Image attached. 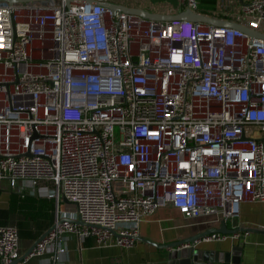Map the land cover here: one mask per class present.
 <instances>
[{
    "label": "built area",
    "instance_id": "2783aa9c",
    "mask_svg": "<svg viewBox=\"0 0 264 264\" xmlns=\"http://www.w3.org/2000/svg\"><path fill=\"white\" fill-rule=\"evenodd\" d=\"M202 1L173 13L202 6L263 38L104 5L122 0H0V182L54 204L25 258L57 261L71 234L131 247L165 205L226 220L264 203V0ZM18 248L0 224V264Z\"/></svg>",
    "mask_w": 264,
    "mask_h": 264
},
{
    "label": "crops",
    "instance_id": "0c3cea01",
    "mask_svg": "<svg viewBox=\"0 0 264 264\" xmlns=\"http://www.w3.org/2000/svg\"><path fill=\"white\" fill-rule=\"evenodd\" d=\"M156 4L162 6V11L154 10L156 5H152V10L131 3L125 5L143 8L150 12L173 13L175 4L165 2ZM200 9L204 7L201 6ZM11 195L9 192L0 194V224L10 223L19 228L18 256H20L32 244L35 235L38 234V237L46 229L43 226L50 224L54 204L50 199L24 194L28 195L27 206L34 208L33 214L19 215L15 212L18 209L15 208V211L12 209L14 199ZM48 204L51 206V211L48 206L45 208L46 211L43 210ZM39 207L42 210L40 213ZM220 220L217 216L186 218L174 208L165 205L158 207L153 214L141 221L138 236L157 244H164L209 227H216ZM224 222L228 228H245L247 231H239L223 238L200 240L195 243V247L201 250L226 252L239 244L238 253L231 256L233 262L217 264H263L264 203L240 202L237 213ZM167 259L166 249L154 247L143 240H136L131 247L127 248L114 245L98 247L91 238L85 239L78 245L76 236L71 234L66 243V253L60 255L57 261H51L49 255H43L24 258L16 264H167Z\"/></svg>",
    "mask_w": 264,
    "mask_h": 264
},
{
    "label": "water",
    "instance_id": "95a60500",
    "mask_svg": "<svg viewBox=\"0 0 264 264\" xmlns=\"http://www.w3.org/2000/svg\"><path fill=\"white\" fill-rule=\"evenodd\" d=\"M12 1V0H7ZM105 6L110 8L111 10H119L134 16H139L144 19L152 20V21H170L174 19H186L191 21H201L205 22L214 26H228L239 29L241 32L247 34L250 37H259L263 38V34L260 32L252 31L249 28L237 24L235 22L222 20V19H214L205 14L198 13L192 11L188 8H185L177 13L173 14H162L156 12H150L143 8L133 7V6H125L122 4H111L105 3ZM62 203H67L65 199H61ZM51 226H49L45 231H43L25 250L20 256L13 259L10 264H16L18 261L23 260L27 254L31 251L34 247L35 243L39 241L43 235L49 231ZM239 231H247L245 228H228L225 225L223 219H221L216 227H209L206 230L201 232L192 233L188 236L181 237L177 240L167 242L164 244H157L153 241L147 240L145 238H140L139 236L136 240H143L148 244L161 248L166 249V255L168 257L167 264H217L222 262H233L234 260L231 259V256H235L239 251V244L236 246L231 247L229 251H213V250H201L195 247V243L199 242L204 236L209 234H224V235H231L236 234Z\"/></svg>",
    "mask_w": 264,
    "mask_h": 264
},
{
    "label": "rangeland",
    "instance_id": "374dc122",
    "mask_svg": "<svg viewBox=\"0 0 264 264\" xmlns=\"http://www.w3.org/2000/svg\"><path fill=\"white\" fill-rule=\"evenodd\" d=\"M213 2L214 1H218V0H212ZM173 3V4H176V0H122V3H125V4H133V5H137V6H140V7H147L149 10H152L153 6H155V9L156 11H159L161 10L162 11V6H158L156 3ZM202 5H212V2H210V0H203L202 1ZM153 5V6H152ZM160 8V9H159ZM251 135L253 136H258L259 134L257 132H252ZM6 192H9L11 193L12 192V195H13V199H14V205H12V209L15 211L16 213H18L19 215L22 214V215H27L29 216L28 214L29 213H32L33 214V209H31V207H28L27 206V198L26 196L23 197V195H18L16 193H14L13 191H11L7 185L4 183V182H0V194H3V193H6ZM62 202L59 203L60 207L62 206ZM16 208V209H15ZM45 208H47V205H45V207L43 208V210H45ZM38 212H42L41 210V207L38 208ZM10 224V223H9Z\"/></svg>",
    "mask_w": 264,
    "mask_h": 264
},
{
    "label": "trees",
    "instance_id": "16d2710c",
    "mask_svg": "<svg viewBox=\"0 0 264 264\" xmlns=\"http://www.w3.org/2000/svg\"><path fill=\"white\" fill-rule=\"evenodd\" d=\"M199 10H200L202 13H208V12H207V8L205 9V7H204V9H200V8H199ZM10 194H12V192H11ZM25 196L28 197V195H23V197H25ZM11 197L13 198V195H11ZM47 206H48L49 208L51 207L49 204H48ZM46 210H47V209H46ZM46 210H45V211H46ZM48 210H49V209H48ZM50 211H51V208H50ZM44 213H45V212H44ZM51 221H52V217H51ZM51 221H50V224H49L48 226H47V225H46V226H43V228H44V229H45V228L47 229V228L51 225ZM16 226H17V225H16ZM46 229H45V230H46ZM45 230H44V231H45ZM17 231H18V237H19V228H18V227H17ZM37 235H38V234L35 235V239L37 238ZM39 235H40V234H39ZM35 239H34V240H35Z\"/></svg>",
    "mask_w": 264,
    "mask_h": 264
}]
</instances>
